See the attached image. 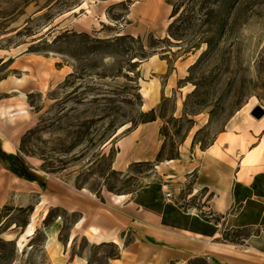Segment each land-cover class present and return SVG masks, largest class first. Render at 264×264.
Masks as SVG:
<instances>
[{
	"label": "rangeland",
	"instance_id": "374dc122",
	"mask_svg": "<svg viewBox=\"0 0 264 264\" xmlns=\"http://www.w3.org/2000/svg\"><path fill=\"white\" fill-rule=\"evenodd\" d=\"M159 3V17L140 18ZM18 101L29 115L0 120V153L18 154L44 185L17 179L0 156V264H153L146 215L127 199L169 174L188 193L193 175L168 160L193 162L221 132L261 128L264 0H0V105ZM92 224L118 230L124 248L93 242Z\"/></svg>",
	"mask_w": 264,
	"mask_h": 264
},
{
	"label": "crops",
	"instance_id": "0c3cea01",
	"mask_svg": "<svg viewBox=\"0 0 264 264\" xmlns=\"http://www.w3.org/2000/svg\"><path fill=\"white\" fill-rule=\"evenodd\" d=\"M163 9L159 3L136 14L151 19ZM261 123L257 132H221L208 147L195 149L193 162H184L183 153L169 162L185 163L193 175L188 193L179 195V177L169 174L127 199L137 213L146 215L144 221L132 214L131 222H146L147 247L161 254L153 264H264V120ZM138 133L136 128L118 140L119 154L122 142H138ZM252 137L257 144L246 149ZM156 153L146 151L132 161L149 160ZM229 231L240 233L241 242L225 238Z\"/></svg>",
	"mask_w": 264,
	"mask_h": 264
},
{
	"label": "bare ground",
	"instance_id": "6f19581e",
	"mask_svg": "<svg viewBox=\"0 0 264 264\" xmlns=\"http://www.w3.org/2000/svg\"><path fill=\"white\" fill-rule=\"evenodd\" d=\"M23 78H14V81H20ZM29 115L28 110H26L25 103L23 101H18L15 104L2 107L0 105V120H6L8 122H13L17 118H27ZM123 146V142L121 143ZM6 150H10V146L6 145ZM173 159L168 160L167 162H171ZM17 179H22L21 177L15 176ZM86 189L83 188L82 191H85ZM114 200L116 202H122L126 198V194H116L113 196ZM46 202V198H42L37 206L35 207V210L32 212L30 216V220L27 223L25 231L20 235V237L17 239V247L19 249H22L25 246V240H28L29 237L35 234L36 232V222L38 217V211L41 208L42 205ZM48 215V211L44 210L43 212V218ZM87 220L86 216H82L78 221L75 223V227L80 228L83 226L85 221ZM87 235L93 242L101 243V242H113L117 244L122 249L124 248L123 239L119 237L118 230H109L107 228H104L97 224L89 225L87 228ZM75 234H72L70 236L69 241L72 242L74 239Z\"/></svg>",
	"mask_w": 264,
	"mask_h": 264
},
{
	"label": "trees",
	"instance_id": "16d2710c",
	"mask_svg": "<svg viewBox=\"0 0 264 264\" xmlns=\"http://www.w3.org/2000/svg\"><path fill=\"white\" fill-rule=\"evenodd\" d=\"M152 120H154V118ZM0 156L10 163V170L16 176L24 178L31 182H37L40 185H44V182L41 180L38 174L33 172L18 156V154L1 152Z\"/></svg>",
	"mask_w": 264,
	"mask_h": 264
},
{
	"label": "water",
	"instance_id": "95a60500",
	"mask_svg": "<svg viewBox=\"0 0 264 264\" xmlns=\"http://www.w3.org/2000/svg\"><path fill=\"white\" fill-rule=\"evenodd\" d=\"M252 114L257 118H261L264 115V108L259 106L253 110Z\"/></svg>",
	"mask_w": 264,
	"mask_h": 264
}]
</instances>
